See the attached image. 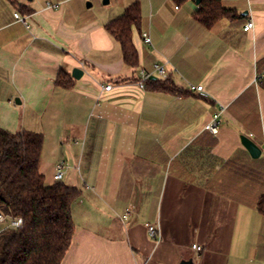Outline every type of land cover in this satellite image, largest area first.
<instances>
[{
  "label": "crops",
  "instance_id": "0c3cea01",
  "mask_svg": "<svg viewBox=\"0 0 264 264\" xmlns=\"http://www.w3.org/2000/svg\"><path fill=\"white\" fill-rule=\"evenodd\" d=\"M136 1L132 67L105 25ZM222 1L239 17L209 27L198 0H0V126L42 132L41 171L82 189L63 264H264V0ZM156 63L176 91L138 84Z\"/></svg>",
  "mask_w": 264,
  "mask_h": 264
},
{
  "label": "trees",
  "instance_id": "16d2710c",
  "mask_svg": "<svg viewBox=\"0 0 264 264\" xmlns=\"http://www.w3.org/2000/svg\"><path fill=\"white\" fill-rule=\"evenodd\" d=\"M195 17L210 27L222 17L234 19L239 14L222 0H200ZM141 21L142 8L136 1L105 25L120 42L125 63L132 67L140 61L133 29ZM72 81L67 73H60L56 79L65 87ZM147 85L157 90H177L168 76L150 78ZM43 145L42 132L0 126V212L8 219H23L21 226L0 232V264H63L71 246L75 232L72 204L82 189L64 179L46 182L41 171ZM258 209L264 214V195Z\"/></svg>",
  "mask_w": 264,
  "mask_h": 264
},
{
  "label": "built area",
  "instance_id": "2783aa9c",
  "mask_svg": "<svg viewBox=\"0 0 264 264\" xmlns=\"http://www.w3.org/2000/svg\"><path fill=\"white\" fill-rule=\"evenodd\" d=\"M249 3L251 2V0H246ZM178 7V6H176ZM16 17L27 23V19L26 17L20 15L19 13H16ZM255 25V22L253 20L252 17H250L247 22L244 25V29L245 30H249L251 28H253ZM144 39L147 43H151L152 42V38L150 36V34L148 32H144L143 33ZM152 75H158L161 76L163 78H166L168 76L167 74V69L166 66L164 64H160V63H156L154 65V69L153 71L151 70H147V69H141L140 71V75H139V79H138V84L141 87H146L147 86V82L148 80L151 78ZM112 87L111 84H107L105 86L106 89H110ZM190 89L194 90V91H198L201 95L203 96H208L207 91L204 88V85L202 84H190ZM219 125H220V118H219V113L215 114L214 117L205 125V128L213 131V132H217L219 129ZM69 169V165L64 161L61 160L57 163L56 165V171L54 174V178L56 180H62L65 178V174L67 172V170ZM23 219L22 217H16V218H12V219H8L7 216L3 213L0 212V232L3 231L5 228L7 227H19L22 225ZM149 231L150 234L155 237V238H160L161 237V233L159 231V228L153 224H149ZM195 248L197 249H201L202 247L198 244H194L193 245ZM147 264V263H145Z\"/></svg>",
  "mask_w": 264,
  "mask_h": 264
},
{
  "label": "water",
  "instance_id": "95a60500",
  "mask_svg": "<svg viewBox=\"0 0 264 264\" xmlns=\"http://www.w3.org/2000/svg\"><path fill=\"white\" fill-rule=\"evenodd\" d=\"M104 2L107 3L108 0H104ZM83 72L84 71L81 68L76 67L73 69L72 75L75 78H80L83 75ZM151 78L156 79L157 76L152 75ZM241 139L244 145L249 149V151L251 152L253 156H259L261 154V151H262L261 147L255 141H253L250 137L246 135H242ZM178 264H192V259H183Z\"/></svg>",
  "mask_w": 264,
  "mask_h": 264
},
{
  "label": "rangeland",
  "instance_id": "374dc122",
  "mask_svg": "<svg viewBox=\"0 0 264 264\" xmlns=\"http://www.w3.org/2000/svg\"><path fill=\"white\" fill-rule=\"evenodd\" d=\"M47 153H49V151L46 152V160L48 162H52L53 154L50 152L51 154H49V156L47 157ZM54 171H55L54 167H52V166L44 169V173L46 175V182L47 183L54 182L56 180V179L53 178ZM64 180H65V178H64Z\"/></svg>",
  "mask_w": 264,
  "mask_h": 264
}]
</instances>
